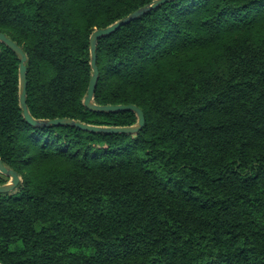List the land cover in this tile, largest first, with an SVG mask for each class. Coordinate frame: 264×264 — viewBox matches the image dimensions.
I'll return each instance as SVG.
<instances>
[{"label":"trees","instance_id":"1","mask_svg":"<svg viewBox=\"0 0 264 264\" xmlns=\"http://www.w3.org/2000/svg\"><path fill=\"white\" fill-rule=\"evenodd\" d=\"M153 0H0L35 119L84 105L91 33ZM97 105L136 132L32 125L0 40L1 264H264V0H169L96 41ZM9 177L0 172V185Z\"/></svg>","mask_w":264,"mask_h":264},{"label":"water","instance_id":"2","mask_svg":"<svg viewBox=\"0 0 264 264\" xmlns=\"http://www.w3.org/2000/svg\"><path fill=\"white\" fill-rule=\"evenodd\" d=\"M169 0H153L151 3L146 4L135 11L128 14L126 17L114 22L113 24L106 26L104 28H98L94 30L89 37V54H90V65L92 69V74L89 80V84L87 87V93L84 97V105L94 111L99 112H109V111H119V110H133L138 115V121L134 125L129 126H111V127H103V126H91L86 125L80 122H77L70 118H55V119H35L31 116L27 104H26V55L23 50L9 37H7L4 33L0 32V40L3 41L8 47H10L18 56L19 59V102L23 111V115L25 120L35 126L38 125H49V124H69L74 125L86 130L94 131V132H136L138 131L145 123L144 113L143 111L134 104H109V105H97L93 103V93L98 77V68L96 65V41L102 36L109 34L116 29H118L121 25L128 23L132 19L136 18L140 14L155 8L156 6L165 3ZM0 172L7 175L10 179L6 184L0 185V192H8L12 190L19 182L18 174L12 170L5 167L0 160ZM1 264V263H0Z\"/></svg>","mask_w":264,"mask_h":264}]
</instances>
